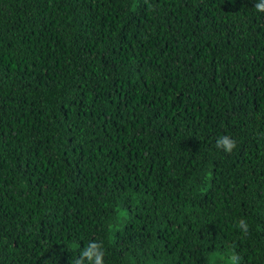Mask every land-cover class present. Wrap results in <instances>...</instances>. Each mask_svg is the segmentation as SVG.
<instances>
[{"label":"trees","instance_id":"trees-1","mask_svg":"<svg viewBox=\"0 0 264 264\" xmlns=\"http://www.w3.org/2000/svg\"><path fill=\"white\" fill-rule=\"evenodd\" d=\"M89 239L106 264H264L252 0H0V264Z\"/></svg>","mask_w":264,"mask_h":264},{"label":"clouds","instance_id":"clouds-1","mask_svg":"<svg viewBox=\"0 0 264 264\" xmlns=\"http://www.w3.org/2000/svg\"><path fill=\"white\" fill-rule=\"evenodd\" d=\"M252 8L264 12V0H252ZM235 143V138L228 132L219 134L215 140L216 147H223L225 152L229 151ZM236 224L242 232L247 234L249 224L246 218H239ZM71 247H76L75 243ZM207 260L208 264H239L240 256L232 249L225 248L223 252H213L207 257ZM71 264H106L105 248L102 242L89 239L79 249L78 256L71 258Z\"/></svg>","mask_w":264,"mask_h":264}]
</instances>
